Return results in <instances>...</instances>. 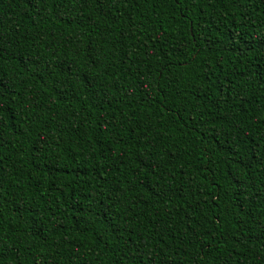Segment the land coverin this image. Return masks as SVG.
<instances>
[{"label": "trees", "instance_id": "1", "mask_svg": "<svg viewBox=\"0 0 264 264\" xmlns=\"http://www.w3.org/2000/svg\"><path fill=\"white\" fill-rule=\"evenodd\" d=\"M0 264H264V0H0Z\"/></svg>", "mask_w": 264, "mask_h": 264}]
</instances>
